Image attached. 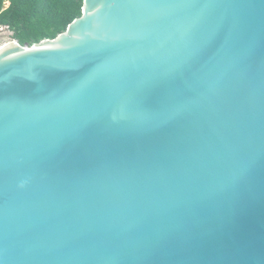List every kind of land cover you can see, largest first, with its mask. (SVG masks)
<instances>
[{
  "label": "water",
  "instance_id": "1",
  "mask_svg": "<svg viewBox=\"0 0 264 264\" xmlns=\"http://www.w3.org/2000/svg\"><path fill=\"white\" fill-rule=\"evenodd\" d=\"M0 264H264V0L0 46Z\"/></svg>",
  "mask_w": 264,
  "mask_h": 264
},
{
  "label": "trees",
  "instance_id": "2",
  "mask_svg": "<svg viewBox=\"0 0 264 264\" xmlns=\"http://www.w3.org/2000/svg\"><path fill=\"white\" fill-rule=\"evenodd\" d=\"M83 7L84 0H0V24L21 44L31 46L65 31Z\"/></svg>",
  "mask_w": 264,
  "mask_h": 264
},
{
  "label": "rangeland",
  "instance_id": "3",
  "mask_svg": "<svg viewBox=\"0 0 264 264\" xmlns=\"http://www.w3.org/2000/svg\"><path fill=\"white\" fill-rule=\"evenodd\" d=\"M9 3L7 2L6 5H8ZM11 33L8 30H0V45L8 42V41H12L14 40L13 36L10 35Z\"/></svg>",
  "mask_w": 264,
  "mask_h": 264
},
{
  "label": "built area",
  "instance_id": "4",
  "mask_svg": "<svg viewBox=\"0 0 264 264\" xmlns=\"http://www.w3.org/2000/svg\"><path fill=\"white\" fill-rule=\"evenodd\" d=\"M8 30L11 34V36H13V31L8 27V26H4V25H1L0 24V30ZM9 42V41H8ZM7 43V42H6ZM6 43H4V44H6ZM4 44H2V45H4ZM2 45H0V46H2Z\"/></svg>",
  "mask_w": 264,
  "mask_h": 264
}]
</instances>
